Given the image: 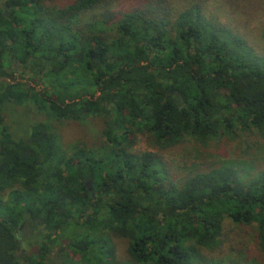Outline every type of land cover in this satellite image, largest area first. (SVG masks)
Returning a JSON list of instances; mask_svg holds the SVG:
<instances>
[{"label": "trees", "instance_id": "obj_1", "mask_svg": "<svg viewBox=\"0 0 264 264\" xmlns=\"http://www.w3.org/2000/svg\"><path fill=\"white\" fill-rule=\"evenodd\" d=\"M106 2L15 0L26 25L11 32V19L5 26L0 17V75L9 51L23 54L20 42L57 65L43 71L48 88L0 81V264H49L59 240L66 264H210L201 248L219 242L226 217L255 221L264 253V170L243 181L223 165L178 183L155 152L131 149L138 128L161 146L185 135L206 140L235 124L264 129V55L197 6L175 17L126 10L116 34L98 25L113 18L105 12L82 21ZM6 99H29L58 120L103 116L106 146L66 153L55 128L40 120L15 137ZM23 222L41 225L25 256ZM112 234L127 239V256L113 253Z\"/></svg>", "mask_w": 264, "mask_h": 264}, {"label": "rangeland", "instance_id": "obj_2", "mask_svg": "<svg viewBox=\"0 0 264 264\" xmlns=\"http://www.w3.org/2000/svg\"><path fill=\"white\" fill-rule=\"evenodd\" d=\"M66 1L68 0H55V3ZM192 6H197L201 14L240 35L257 55H264V0H110L109 3L83 12L82 21L101 19L105 12L113 18L98 21V25L104 27L106 32L116 34L115 22L126 10L140 7L153 10V13H167L175 17L180 11ZM27 74L26 82L32 87L48 88L49 79L43 73L41 75L29 71ZM97 93L98 91L95 92ZM53 95L51 96L54 97ZM3 113L14 135L25 136L35 121L49 122L55 128L66 153L72 152L81 144L106 146V122L100 115L58 120L40 111L29 99H6ZM131 141L133 151L155 152L178 183L197 172L223 165L230 166L231 173H236L237 178L243 181L254 182V178H258L264 170V129L253 126L241 128L235 124L231 130L221 127L206 140L200 139L196 134L185 135L178 142L164 146L156 144L147 131L138 128L134 130ZM4 196L7 198L8 193H4ZM40 227L38 224L33 233L31 223L24 226L20 235V254L25 256L35 249L37 243L33 239L39 237L37 230ZM108 239L118 258L127 256L125 237L112 234ZM63 246L60 240L52 245L48 255L49 264H66L61 251ZM200 252L210 264H264V253L257 244L255 221L235 223L226 217L219 242L211 248L202 247Z\"/></svg>", "mask_w": 264, "mask_h": 264}, {"label": "flooded vegetation", "instance_id": "obj_3", "mask_svg": "<svg viewBox=\"0 0 264 264\" xmlns=\"http://www.w3.org/2000/svg\"><path fill=\"white\" fill-rule=\"evenodd\" d=\"M15 0H0V17L5 21L7 26V19H11V24L8 25L6 30L9 32L12 31V29H17L19 30L22 26H25V8H20V5L17 3H13ZM18 18L19 21L17 22L15 19ZM12 39H8L7 42H11ZM19 47L22 48L23 54H20L19 57H16L14 54H11V52H8V56L4 59V63L2 66V69L4 71L3 74L0 75V81H4L6 83H11V82H20L22 84L26 83V77L27 73L31 71L32 69H37L39 74L42 75L43 69L46 68V65L52 64L53 68H56L57 65L55 62L51 61V57L43 56L41 53H26L24 47V42L19 43ZM25 54V55H24ZM24 55V57H23ZM22 58L25 59L22 60ZM29 64L32 65L29 67ZM6 101V100H5ZM4 102H2V111H3V105ZM9 126V125H8ZM9 129L11 130L10 126ZM12 131V130H11ZM13 133V132H12ZM14 135V134H13ZM26 135V134H25ZM15 137H24L22 134H15ZM28 225V222L22 223L21 225L18 226V229L22 230L21 228ZM38 225V222L35 223L34 226H32V231L34 228ZM17 231V230H16ZM23 232V231H22ZM34 232V231H33ZM20 236L21 233H18ZM19 248V247H18ZM24 256V254H20Z\"/></svg>", "mask_w": 264, "mask_h": 264}]
</instances>
